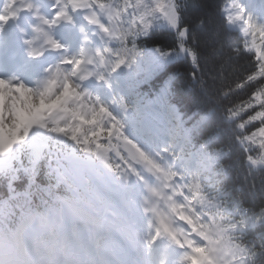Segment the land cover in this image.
Wrapping results in <instances>:
<instances>
[{"label":"snow or ice","instance_id":"1","mask_svg":"<svg viewBox=\"0 0 264 264\" xmlns=\"http://www.w3.org/2000/svg\"><path fill=\"white\" fill-rule=\"evenodd\" d=\"M0 264H264V0H0Z\"/></svg>","mask_w":264,"mask_h":264}]
</instances>
